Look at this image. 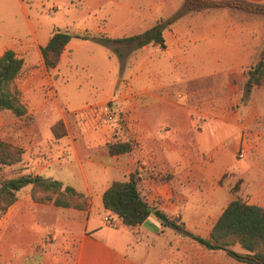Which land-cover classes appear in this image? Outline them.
Returning <instances> with one entry per match:
<instances>
[{
  "label": "crops",
  "instance_id": "1",
  "mask_svg": "<svg viewBox=\"0 0 264 264\" xmlns=\"http://www.w3.org/2000/svg\"><path fill=\"white\" fill-rule=\"evenodd\" d=\"M184 1L51 0L52 16L61 7L62 17L46 24L42 0H0V57L11 51L24 60L15 88L29 117L24 123L4 112L7 141L24 151L23 173L60 182L86 201L85 209H62L34 201L31 185L20 189L0 214V264L232 260L189 234L208 238L232 200L264 208V138L245 107L231 106L246 85L241 71L264 49V18L228 5L188 12L164 29L163 49L145 46L127 57L119 50L123 44L111 51L100 41L141 34ZM54 29L91 36L72 38L57 67L48 70L40 48ZM63 66L87 72L86 95L73 86L80 81L60 74ZM248 86L247 92L256 87ZM59 122L65 136L55 139L52 128ZM112 138L132 149L109 155ZM131 174L139 177V194L152 210L135 228L111 221L102 204L105 190ZM238 182L243 200L232 191ZM211 256L218 260L209 262Z\"/></svg>",
  "mask_w": 264,
  "mask_h": 264
},
{
  "label": "trees",
  "instance_id": "2",
  "mask_svg": "<svg viewBox=\"0 0 264 264\" xmlns=\"http://www.w3.org/2000/svg\"><path fill=\"white\" fill-rule=\"evenodd\" d=\"M228 5L243 11L260 15L264 18V4H246L242 2L215 3L207 0H185L183 6L167 19H159L143 33L119 38H100L104 46L124 44L132 49L145 46L165 47L163 31L182 15L200 9ZM87 34L72 35L67 31L54 29L45 46L40 48L44 66L48 70L55 69L60 56L72 38L88 39ZM24 60L6 51L0 57V111L9 112L15 118L28 120L26 109L19 100L15 88V80L24 71ZM248 83L261 85L264 83V49L260 51L256 63L248 71ZM55 139L65 136L62 123L52 128ZM132 149L128 141L112 138L106 144L109 155L127 153ZM21 151L11 144L0 142V166H13L20 162ZM31 185V198L40 203H52L55 207L67 209H85L83 195L60 182L20 174L17 177L0 181V214H3L16 201V193L23 187ZM139 177L131 174L125 182H113L102 195L103 208L108 212L111 221H120L128 228H135L151 214V207L140 196L138 191ZM153 215L161 221L166 217L158 211ZM177 227V226H176ZM177 229H179L177 227ZM206 250H221L232 260L242 264H264V208L247 204L239 199L230 201L211 229L208 238L192 236ZM237 246L241 251L232 248Z\"/></svg>",
  "mask_w": 264,
  "mask_h": 264
},
{
  "label": "rangeland",
  "instance_id": "3",
  "mask_svg": "<svg viewBox=\"0 0 264 264\" xmlns=\"http://www.w3.org/2000/svg\"><path fill=\"white\" fill-rule=\"evenodd\" d=\"M42 1L44 3V8L41 9V14H42V17H43L44 22L46 24L50 23L52 20H55V18L57 19V18L62 17L61 16V7H59V12L53 17L52 15L56 11V7H51V8L49 7V5H50L49 1H51V0H42ZM84 34L91 36L88 33H84ZM117 45H121V44H115V45L109 44L110 50L113 51V47H115ZM149 46L156 47L153 45H149ZM119 50L121 53H125L126 57L133 53V51H131L132 48L130 46H127V45L119 46ZM259 53H260V51L254 52V54L252 55V58H251V63H254L258 59ZM147 54H148V52L144 53L142 55V57H146ZM251 67L252 66L246 67L241 71L242 76L247 77L246 85L242 86L243 94H242V98L240 99V102L233 104L231 106H232V109H238L240 107H245L247 109L246 112L248 113V116L252 120V124L255 127V129L257 130L258 135H262V138H264V111L263 110L261 111V109H260L262 106L264 108V97H263L264 93L259 91L261 89V87L264 85V83L256 86L254 91H252V92L245 91L246 89H250L249 86L246 87L247 84L250 85V87L252 86L251 88H253V85L248 83V79H249L248 71ZM128 68H129V66H128ZM105 70H106L105 68L102 69V71H105ZM60 74L63 77L66 76L69 79L80 81L79 84L74 83L73 86L79 85L81 90H76V92L83 93L86 95L87 89L89 87V85L86 83L89 80L88 74L86 71L81 70V69H77V70L70 69L69 70L63 66V67H61ZM233 78L234 77H232V79ZM172 79L175 80L173 78V75H172ZM0 112H3V111H0ZM6 115L7 114L4 112L0 113V124H1L0 125V142H3L4 144L10 145V143L7 141L8 140V134L6 133L5 126H4V123L9 121V118H7ZM27 121L28 120H24L23 122L25 123ZM14 147L17 148V150H20L22 152L21 156H20V162L13 165V166H0V181L3 179H9V178L17 177L20 174H26V173H23V171H24V165L23 164L24 163L22 162L23 161L22 157H23L24 151L22 150L21 147H18V146H14ZM262 150L264 151V147ZM241 187L242 186L240 185V182H238V183H236L235 187L232 189V191L236 197L243 196V194H245V193L241 192ZM239 198L243 200V197H239ZM232 249L235 251H241L237 246L233 247ZM217 260H218V258L216 256H211L209 259V262H214ZM218 264H242V263H238L234 260H229V259L228 260L227 259H225V260L220 259L218 261Z\"/></svg>",
  "mask_w": 264,
  "mask_h": 264
},
{
  "label": "built area",
  "instance_id": "4",
  "mask_svg": "<svg viewBox=\"0 0 264 264\" xmlns=\"http://www.w3.org/2000/svg\"><path fill=\"white\" fill-rule=\"evenodd\" d=\"M105 120H107V121H112V116H110V115L106 116V117H105ZM242 156H243L242 153H239L238 157H239V158H242ZM104 220H105V221H109L108 218H104Z\"/></svg>",
  "mask_w": 264,
  "mask_h": 264
},
{
  "label": "water",
  "instance_id": "5",
  "mask_svg": "<svg viewBox=\"0 0 264 264\" xmlns=\"http://www.w3.org/2000/svg\"><path fill=\"white\" fill-rule=\"evenodd\" d=\"M151 212H152V210H151Z\"/></svg>",
  "mask_w": 264,
  "mask_h": 264
}]
</instances>
